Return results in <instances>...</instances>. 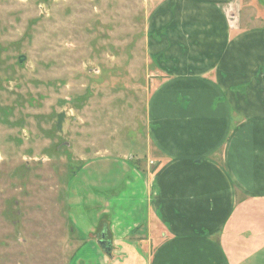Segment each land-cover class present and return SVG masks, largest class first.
Listing matches in <instances>:
<instances>
[{
    "label": "crops",
    "instance_id": "0c3cea01",
    "mask_svg": "<svg viewBox=\"0 0 264 264\" xmlns=\"http://www.w3.org/2000/svg\"><path fill=\"white\" fill-rule=\"evenodd\" d=\"M242 2L155 0L148 157L85 164L70 264H264V27Z\"/></svg>",
    "mask_w": 264,
    "mask_h": 264
},
{
    "label": "rangeland",
    "instance_id": "374dc122",
    "mask_svg": "<svg viewBox=\"0 0 264 264\" xmlns=\"http://www.w3.org/2000/svg\"><path fill=\"white\" fill-rule=\"evenodd\" d=\"M154 5L0 0V264H70L88 237L72 219L96 211L72 204L85 164L148 157ZM236 8L235 23L264 27V0Z\"/></svg>",
    "mask_w": 264,
    "mask_h": 264
},
{
    "label": "water",
    "instance_id": "95a60500",
    "mask_svg": "<svg viewBox=\"0 0 264 264\" xmlns=\"http://www.w3.org/2000/svg\"><path fill=\"white\" fill-rule=\"evenodd\" d=\"M64 114H61L59 115V118H58V128L60 129L62 127V122L64 120ZM104 246H106L104 243H103Z\"/></svg>",
    "mask_w": 264,
    "mask_h": 264
}]
</instances>
